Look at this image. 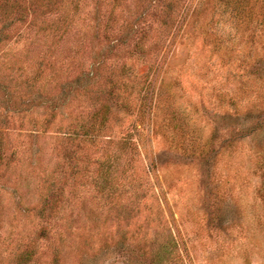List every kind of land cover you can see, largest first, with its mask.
I'll return each instance as SVG.
<instances>
[{
    "label": "rangeland",
    "instance_id": "1",
    "mask_svg": "<svg viewBox=\"0 0 264 264\" xmlns=\"http://www.w3.org/2000/svg\"><path fill=\"white\" fill-rule=\"evenodd\" d=\"M262 20L0 0V264H264Z\"/></svg>",
    "mask_w": 264,
    "mask_h": 264
},
{
    "label": "trees",
    "instance_id": "2",
    "mask_svg": "<svg viewBox=\"0 0 264 264\" xmlns=\"http://www.w3.org/2000/svg\"><path fill=\"white\" fill-rule=\"evenodd\" d=\"M264 22V20H262L260 23H263ZM252 130V129H251ZM173 247H177V245L173 242L172 244L170 243L168 246H167V250H171V248H173ZM173 258H175V257H173ZM182 257H181V255L180 254H178L177 255V257H176V259H181Z\"/></svg>",
    "mask_w": 264,
    "mask_h": 264
}]
</instances>
